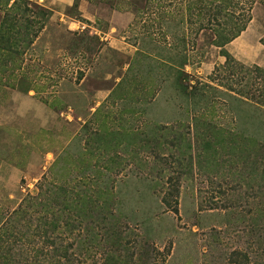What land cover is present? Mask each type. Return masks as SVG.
<instances>
[{"label":"rangeland","instance_id":"obj_1","mask_svg":"<svg viewBox=\"0 0 264 264\" xmlns=\"http://www.w3.org/2000/svg\"><path fill=\"white\" fill-rule=\"evenodd\" d=\"M13 1H4L0 24L5 14H17L10 9ZM136 1L75 0L63 14L51 16L36 45L22 54H2L0 218L5 220L26 197L35 196L41 182L66 184L73 197L83 182L110 184L123 201L121 210L116 207V264H247L232 254L250 249L257 256L261 251L257 236L264 226V204L256 157L242 167L241 150L220 147L212 159H195L193 172L183 174L181 181L175 179L173 166L159 179L150 170L154 156L137 138L163 124L168 128L159 136L194 143L186 106L173 104L166 89L151 99L150 90L161 88L163 76L176 75L178 68L193 83H211L210 76L226 57L211 45L210 30L189 35L198 45L186 52L161 42L148 46L142 40L154 35L133 12ZM165 4L167 11L174 9L170 0ZM250 13L246 32L224 51L246 66L264 68V6L257 3ZM25 24L18 22L16 29L24 33ZM37 29L34 25L31 34ZM214 97L220 98L217 93ZM243 108L236 115L218 105L210 119L223 130L239 132L251 124L244 121L250 112ZM257 132L252 127L242 133L248 137ZM97 149L102 156L94 155ZM173 164L178 167L177 161ZM109 168L117 173L99 174ZM84 252L82 264H104L100 255L97 262L93 251Z\"/></svg>","mask_w":264,"mask_h":264},{"label":"trees","instance_id":"obj_2","mask_svg":"<svg viewBox=\"0 0 264 264\" xmlns=\"http://www.w3.org/2000/svg\"><path fill=\"white\" fill-rule=\"evenodd\" d=\"M4 1L0 0V12ZM168 1L138 0L134 3L133 12L139 17L138 20L147 23L146 28L154 35L151 38L146 30L151 39L145 38L142 41L148 46L161 42L179 52H186L190 47L195 49L198 45L197 40L189 38V35L197 36L201 32L205 35L210 30L211 45L221 48L226 61L220 70L210 76L211 83L201 80L193 83L190 74L176 68V75L163 76L161 88L150 90L153 93L151 99L166 89L164 93L170 91L173 104L179 102L178 106H186L184 111L192 120L194 137L193 143L169 140L162 134L159 136L160 132L168 128V125L163 124H155L151 135L145 138L139 134L137 138L141 143H146L155 158L150 170L157 171L156 177L162 179L166 170L175 168L178 174L175 179L181 181L183 174L190 175L193 172L195 159L198 163L202 161L201 158L205 162L217 155L220 147H234L242 151L239 154L242 167L248 165L253 156L256 157L261 170L264 204V114L254 112L264 111V68L246 66L224 51L228 44L247 30L252 20L250 12L253 6L257 3L264 6V0H247V3H243V0H170L169 7L174 9L167 11L165 3ZM248 4L250 6L245 11ZM10 9L16 10L17 14H5L0 24V58L7 52L22 54L28 50L52 16L51 10L36 3L33 5L30 0H14ZM205 18H208L207 22ZM22 20L26 22L24 33L22 29H16L17 23ZM34 25L38 29L32 35ZM175 39L177 43L172 42ZM215 93L220 98L216 99ZM218 105L236 115L244 109L243 106L247 107L250 113L244 121L248 120L251 124H246L239 132L223 130L210 119L217 112ZM252 127L258 129L259 137L243 135L242 132L247 133ZM227 132L229 136L224 138ZM95 151V156H102L101 149ZM115 156L121 159L120 155ZM113 158L110 157L111 160ZM176 161L178 167L173 164ZM116 173L113 168H109L107 174L99 171V174L109 177ZM96 185L89 186L83 182L74 198L66 184L41 182L35 196L26 197L5 220L0 218V264H82L86 257L84 251L88 250L93 251V258L97 262L100 255L104 264H116V211L121 210L123 201L116 195L118 193L113 189L114 185ZM174 211L178 209L174 208ZM122 233L118 232V240L121 242ZM257 239L261 249L257 256L250 249L245 253L238 250L232 255L237 260L243 257L247 264H264V226L260 228Z\"/></svg>","mask_w":264,"mask_h":264},{"label":"crops","instance_id":"obj_3","mask_svg":"<svg viewBox=\"0 0 264 264\" xmlns=\"http://www.w3.org/2000/svg\"><path fill=\"white\" fill-rule=\"evenodd\" d=\"M33 2H36V3H40L41 1H44V5L46 8H48L49 10L52 11V15L55 16V15H60V14H63L62 11L63 9L65 8H68V7H72L74 6V3H75V0H31ZM40 5L44 6L43 4L40 3ZM53 16L51 18V20L53 19ZM64 16V15H63ZM56 19V18H55ZM53 23V22H52ZM77 25L80 26V22H75ZM48 29V23L46 25V27L43 29L41 35L44 33V31H46ZM246 31H244L241 35H243ZM241 35L239 37H241ZM238 37V38H239ZM40 38V36L38 37ZM37 38V40H38ZM237 38V39H238ZM235 39V40H237ZM234 40V41H235ZM233 41V42H234ZM37 42H35L34 45H36ZM231 44V43H230Z\"/></svg>","mask_w":264,"mask_h":264}]
</instances>
